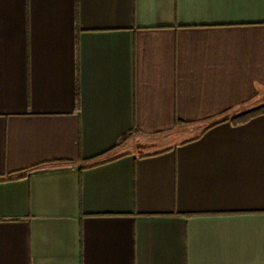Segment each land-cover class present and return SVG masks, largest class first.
I'll use <instances>...</instances> for the list:
<instances>
[{
    "label": "crops",
    "instance_id": "obj_1",
    "mask_svg": "<svg viewBox=\"0 0 264 264\" xmlns=\"http://www.w3.org/2000/svg\"><path fill=\"white\" fill-rule=\"evenodd\" d=\"M243 104L264 0H0V264H264Z\"/></svg>",
    "mask_w": 264,
    "mask_h": 264
},
{
    "label": "trees",
    "instance_id": "obj_2",
    "mask_svg": "<svg viewBox=\"0 0 264 264\" xmlns=\"http://www.w3.org/2000/svg\"><path fill=\"white\" fill-rule=\"evenodd\" d=\"M261 114H264V104L255 105V106L254 105L251 106V104L248 105L243 104L240 107L227 109L215 117L204 119V121H202L204 122L203 127L198 131L196 136L193 137L192 139L197 138L204 131H206L208 128H210L215 124L226 121L230 122L231 124H240ZM179 124H182V122L175 121L174 126H177ZM125 138L126 137H124V139Z\"/></svg>",
    "mask_w": 264,
    "mask_h": 264
},
{
    "label": "rangeland",
    "instance_id": "obj_3",
    "mask_svg": "<svg viewBox=\"0 0 264 264\" xmlns=\"http://www.w3.org/2000/svg\"><path fill=\"white\" fill-rule=\"evenodd\" d=\"M253 105L255 106V104H252L251 106H253Z\"/></svg>",
    "mask_w": 264,
    "mask_h": 264
}]
</instances>
